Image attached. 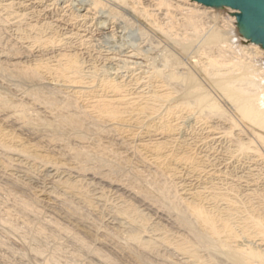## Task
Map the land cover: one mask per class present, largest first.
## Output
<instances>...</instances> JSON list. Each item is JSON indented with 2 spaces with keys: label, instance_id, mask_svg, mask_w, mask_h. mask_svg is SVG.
<instances>
[{
  "label": "bare ground",
  "instance_id": "bare-ground-1",
  "mask_svg": "<svg viewBox=\"0 0 264 264\" xmlns=\"http://www.w3.org/2000/svg\"><path fill=\"white\" fill-rule=\"evenodd\" d=\"M71 1L0 0V234L33 264L57 234L88 264H264V46L242 10L117 0L155 55L95 50L104 1Z\"/></svg>",
  "mask_w": 264,
  "mask_h": 264
},
{
  "label": "rangeland",
  "instance_id": "rangeland-1",
  "mask_svg": "<svg viewBox=\"0 0 264 264\" xmlns=\"http://www.w3.org/2000/svg\"><path fill=\"white\" fill-rule=\"evenodd\" d=\"M72 1L73 3L77 4L83 0H72ZM102 1H104L105 5L103 6V9L100 12V14L98 13L99 15H97V19H96L99 25H97V27L94 26L92 27L93 43L94 44L96 43L95 47L96 46L98 47V49L96 47L95 50H101L102 52L103 51L105 52V50L110 49L112 46L117 44H118L117 46H119L121 44L120 46L130 47V48L135 47L136 49L138 48L141 51L147 52L149 54H155V53L161 54V49L162 46L164 45V42H162V39L160 38L159 34L156 31H154L152 28H150L148 24H146V22L144 21L141 15L134 13L131 8H130L131 10L128 9L129 8L128 6L125 7V5H123L117 0H102ZM142 2H144L142 5L151 4L150 0H142ZM158 13L159 15L157 17L160 18V20L166 21V19H164V17H166L165 10L161 9V11H158ZM106 16L114 17L115 19L108 20L105 23L106 28L103 27L101 28L100 22L103 21V18ZM209 20H211V18H209ZM217 21L223 23L221 19H218ZM174 31L178 33H181L182 31L185 32V30L178 28H175ZM104 34H106L107 36ZM110 34L112 35L113 39H110L111 38ZM4 36H6V34H4ZM94 37L96 39H94ZM109 41L111 43L112 42L113 43L116 42V43L115 44L112 43L111 45ZM6 205H7V195L5 192H2L0 193V210L5 208ZM32 225L33 224H30V226L24 228L28 230V231L25 230L26 234L30 235L35 232ZM0 239L2 241L5 240L4 241L5 244L1 243V245L7 247L10 253V254L7 253L8 256L7 257L5 256L3 258V262H1L0 264H17V261L20 259V257H22L25 260L24 264H33L32 259L28 257V255H26L25 251L20 250L18 246L8 242L9 240L6 233H1ZM43 248H44V251L42 253L43 258L42 257L41 258L45 261V264L47 262H48L47 264H88L87 253H89V251H86L85 249H81V248L78 250L77 247H76L77 250L74 249L73 243H71L70 239L63 234H57L55 235V237L49 238L46 241V244L44 245Z\"/></svg>",
  "mask_w": 264,
  "mask_h": 264
},
{
  "label": "water",
  "instance_id": "water-1",
  "mask_svg": "<svg viewBox=\"0 0 264 264\" xmlns=\"http://www.w3.org/2000/svg\"><path fill=\"white\" fill-rule=\"evenodd\" d=\"M205 4H210L212 0H197ZM233 7L242 10L237 15V19L246 20L252 26L247 36L254 42H259L264 46V5L255 0H228Z\"/></svg>",
  "mask_w": 264,
  "mask_h": 264
}]
</instances>
